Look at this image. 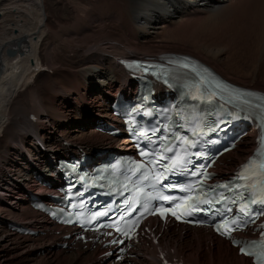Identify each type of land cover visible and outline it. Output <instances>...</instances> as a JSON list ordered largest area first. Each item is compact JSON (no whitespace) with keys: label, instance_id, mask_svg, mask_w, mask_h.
<instances>
[{"label":"bare ground","instance_id":"bare-ground-1","mask_svg":"<svg viewBox=\"0 0 264 264\" xmlns=\"http://www.w3.org/2000/svg\"><path fill=\"white\" fill-rule=\"evenodd\" d=\"M5 1L0 0V178L2 171L16 174L5 173L6 178L0 182V264H24L35 251L44 256L37 264L55 262L54 257L61 251L57 245L63 239L52 231L59 226H53L29 208L28 194L45 198L59 185V181L53 180L52 159L59 158L62 152L112 147L109 136L94 129L85 134L80 129L90 122L94 127L105 124L110 117L107 102L117 92L133 91V83L118 65L120 59L163 53L187 55L179 50L187 47L222 78L234 76L241 84L264 92L253 85L256 80L264 84V76H256L254 71L239 65L227 39L194 34L197 26L208 24L203 17L229 13L231 7L245 4L255 7L260 29H264V0H87L95 5L92 10L80 16L76 13L70 24L62 21L58 31H54L49 17L51 12L61 10L54 9L46 0ZM257 33L258 41L264 42V32ZM45 71L52 76L46 91L39 92L35 80ZM33 93L34 103L25 104L23 97ZM76 114H81V118ZM31 115L35 121L30 119ZM39 142L44 145L40 147ZM253 147L254 138L242 139L236 163L245 160ZM233 154L234 151L227 156ZM45 164L51 174H41L40 181L52 184L50 188L43 187L32 176ZM216 173L224 172L217 169ZM16 221L38 234L16 237L8 230V224ZM183 230L170 225L166 229L155 227L158 247L168 249L185 263L231 264L227 254L231 256L233 249L225 241L205 230L186 228L182 234ZM68 233L66 229L65 234ZM187 234H192V239L185 244L183 238ZM37 239L42 243L34 248ZM68 243L71 245V241ZM20 245H24L23 250L18 252ZM87 247L68 246L63 251L70 254V264H111L97 260L96 252ZM201 248L208 256L206 261L199 255ZM156 250V246L144 242L131 251V261L159 264ZM97 251L103 253L98 248ZM234 252L232 264H250Z\"/></svg>","mask_w":264,"mask_h":264},{"label":"rangeland","instance_id":"rangeland-1","mask_svg":"<svg viewBox=\"0 0 264 264\" xmlns=\"http://www.w3.org/2000/svg\"><path fill=\"white\" fill-rule=\"evenodd\" d=\"M7 1L8 0H6L4 3H7ZM46 1L50 5H52L54 9L60 8V10H61V12H58L59 15H56V14H58L56 12H55L56 14L51 12L52 16L50 15V17H49V21L52 24V26L54 27V31H58V29H59L58 26L62 25L63 22L70 24L75 20L77 15L80 16L84 12H86L87 10L91 11L92 8L95 6L94 4L90 5L89 2H87V0L86 1L85 0H46ZM238 7H240V6L231 7L229 9V13H220V14H216V15H212V16L203 17V18L208 19L207 20L208 24H204L202 26H197L198 28L195 30L196 33H194V34H202L201 36L209 37V38L211 37L213 39H215L217 37L221 38V39H227L229 41L230 49H233V54H234L236 60L238 61V64L241 65L242 67H244L245 69L247 68L248 70L254 71L256 76H261V75L264 76V42L258 41V39H257L258 38L257 32H260V31L264 32V29L263 28L260 29L259 22H258L259 19L256 17V14H255L256 13L255 7L251 6V4L249 6H248V4L247 5L245 4V5L241 6L240 8H238ZM247 10H249L250 12H253V13L247 12ZM76 13H77V15H76ZM252 15H254V16H252ZM249 18H250V20H249ZM193 22H195V21H193ZM196 23H199V22L197 21ZM211 23H212V25H211ZM251 23H252V25H251ZM191 28H193V27H191ZM205 28H207V29H205ZM256 29H258V30H256ZM250 30L252 31V33ZM254 36L256 37V39ZM169 44H171V43H169ZM258 44H260V45H258ZM258 47H259V49H258ZM179 50L182 53H186V54H189L191 56L196 57V54H193L192 51L189 50V48H187V47H183V48L181 47V48H179ZM49 76H52V74L45 71V72H42L41 75H39L37 77V79L35 80L36 84L39 87V92L46 91V86L49 82ZM229 79H231L232 81H234L236 83H238V82L243 83L241 80H237L234 76H232V77L230 76ZM253 85L258 87L260 90L264 91V84L260 83L258 80H256V82ZM245 86H247V87L251 86V88L254 87V86L249 85V84H245ZM26 96L23 97V100H24L23 102L25 104L31 105L32 103H34V100H33L35 97L34 93H33V95L29 94ZM28 96H29V98H28ZM76 117L78 119H80L81 114H76ZM91 126L92 125L84 126L80 130H82L83 133L87 134L91 131V129H89ZM238 154H239V149L235 150L233 155L225 156L223 158V160H224L223 165L221 166L222 169L223 170L232 169L233 168L232 166H234L236 164L235 156ZM4 168L5 167H3V169ZM42 169L44 170V167ZM2 173H4V174L0 178L1 184H2V181L6 178L7 174H10V173L12 175L16 174L15 172L7 173L5 171H2ZM5 173H7V174H5ZM184 233L185 232L183 231V234ZM55 235H57V232H55ZM19 239H21V238H19ZM19 239H18V241H19ZM25 239L28 240L29 238H25ZM189 239L190 240L192 239V234H187L186 238L185 237L183 238V242L185 244L188 242L190 243L191 241ZM41 243H42V241L38 240V242L35 244L34 248H37V246H39ZM45 243H46V241H45ZM23 246L24 245L19 246L18 252H21L23 250ZM201 247H202V245H201ZM202 248H201V253H199V255H200V257H203L205 259L204 261H206V258L208 256L206 255L204 249L202 250ZM83 249H86V246H83ZM218 251L219 252L221 251L219 247H218ZM234 253L235 252L231 250V252H229V254L231 256H229L227 254V260H230L231 264L233 262ZM35 254H36V256H35ZM41 254H42L41 252L37 253V251H35V253L32 254L33 256L31 255L30 260L26 261L24 264H37L36 262L44 259L43 258L44 256L41 257ZM69 255L70 254L68 253V251H59L57 253V256L54 257V259L56 258L54 263L55 264H70L69 261L67 260ZM218 255L220 256L221 254H217V256ZM44 262H47V261L44 260ZM54 263H52V264H54ZM46 264H49V263L47 262ZM227 264H229V262Z\"/></svg>","mask_w":264,"mask_h":264},{"label":"snow or ice","instance_id":"snow-or-ice-1","mask_svg":"<svg viewBox=\"0 0 264 264\" xmlns=\"http://www.w3.org/2000/svg\"><path fill=\"white\" fill-rule=\"evenodd\" d=\"M164 199H165V200H170V199H171V197L165 196V197H164ZM164 211H168V210H164ZM161 214L163 215V212H162ZM172 214H173V215H175L176 213H175V212H173Z\"/></svg>","mask_w":264,"mask_h":264}]
</instances>
